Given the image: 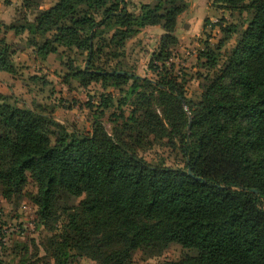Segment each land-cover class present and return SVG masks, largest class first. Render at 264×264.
<instances>
[{"label": "trees", "instance_id": "obj_1", "mask_svg": "<svg viewBox=\"0 0 264 264\" xmlns=\"http://www.w3.org/2000/svg\"><path fill=\"white\" fill-rule=\"evenodd\" d=\"M38 1L22 0L26 7L36 4L35 17L7 29L27 33L41 56L58 47L85 53L84 65L69 76L120 93L115 101L99 96L88 133L68 131L0 94L2 195L20 194L29 175L37 184L33 200L44 226L61 218L58 200L81 198V223L70 220L71 235H53L44 244L53 264H67L73 256L132 264L134 252L160 251L171 243L194 254L162 264H264V0H212L213 10L237 12L242 23L241 29L222 25L224 19L209 23L223 33L221 43L239 36L221 65L217 51L208 45L202 51L213 73L197 103L186 97V80L169 63L186 0H148L134 12L127 0H55L46 10ZM147 26L164 31L147 64L154 78L117 60L124 58L126 42ZM11 54L0 39V72L15 73ZM103 54L107 61L116 59L112 67L97 64ZM111 107L115 125L109 132L100 119ZM143 133L177 149L184 166L139 156Z\"/></svg>", "mask_w": 264, "mask_h": 264}, {"label": "rangeland", "instance_id": "obj_2", "mask_svg": "<svg viewBox=\"0 0 264 264\" xmlns=\"http://www.w3.org/2000/svg\"><path fill=\"white\" fill-rule=\"evenodd\" d=\"M127 1L130 12H134L142 3V0ZM54 3L55 0H40L38 8L46 10ZM35 15L36 4L26 7L23 6L22 0H0V39L10 45L11 60L16 69L11 75L1 73L5 77L0 81V94L5 95L11 103L47 114L68 131L88 133L91 130L92 119L99 109V96L109 94L115 101L120 93L112 87L104 88L100 82L83 85L79 80L69 76L70 69L84 65L85 53L80 54L75 48L58 47L56 53L41 56L29 44L27 33L15 35L12 30L7 29L8 25L18 23L19 19L26 17L32 20ZM206 19L208 22L203 21L201 31L191 37L182 36L180 33H183V30L180 27L177 32L178 44L171 50L172 55L169 60V63L175 66L174 74L186 80V97L193 103L199 102L202 84L205 78L213 73L212 69L204 66L205 58L201 56L206 45L215 53L217 51L221 58L219 62L221 65L239 36L237 32L230 40L221 43L223 33L217 27L212 29L209 23L224 19L222 25L236 23L239 29L242 23L237 12L230 13L226 10H212ZM103 36L108 39L109 34ZM40 40L38 38V41ZM148 46L147 42L144 43L139 39L129 41L124 48V58L117 59L121 67L136 74H147V77L154 78L155 76L146 72L144 68L146 50L151 48ZM111 51L109 47L103 52L108 54ZM115 62L116 59L107 61V56L103 54L97 64L112 67ZM91 103L93 106L89 107L88 104L91 105ZM114 111H116L115 107L105 110L100 119L109 132L115 125L112 116ZM128 111L129 108H126V115ZM139 141L137 153L146 161L154 164L163 162L171 167L184 166V159L179 151L167 147L163 141L147 133L141 134ZM36 192L37 184L29 175L20 194L6 199L0 191V264H53V259L44 249L46 241L53 235L58 239L71 235L72 231L68 228L70 220H75L77 224L81 223L76 209L81 200L78 198L72 201L58 200L57 210L61 218L58 222H51L47 226L42 225L38 221L37 207L33 200ZM193 254V251L177 243H171L160 251L146 249L134 252L132 264H162L178 261L185 255ZM67 264L99 263L73 256Z\"/></svg>", "mask_w": 264, "mask_h": 264}, {"label": "crops", "instance_id": "obj_3", "mask_svg": "<svg viewBox=\"0 0 264 264\" xmlns=\"http://www.w3.org/2000/svg\"><path fill=\"white\" fill-rule=\"evenodd\" d=\"M187 1V9L178 17L177 22H176V30L175 34L176 37L178 38L177 32H179V29L183 30V33H180L182 36L186 37H191L194 35H197L201 29H202V23L206 17L210 15V12H212V7H211V2L212 0H186ZM146 0H142V3H146ZM212 9V10H211ZM214 11V10H213ZM164 34L163 29L160 26H147L143 28L134 38L128 40L126 44L130 41H133L135 39L142 40V42H147L151 48H148L146 50V59H145V64L144 68L146 72H148L147 69V64L149 62L151 53L153 52L154 48L156 47L159 39L161 36ZM148 46V47H149ZM145 51V49H144ZM0 72V81L2 80L1 78H4L5 75H2ZM6 74V73H4ZM139 76H148L147 74L145 75H140Z\"/></svg>", "mask_w": 264, "mask_h": 264}, {"label": "water", "instance_id": "obj_4", "mask_svg": "<svg viewBox=\"0 0 264 264\" xmlns=\"http://www.w3.org/2000/svg\"><path fill=\"white\" fill-rule=\"evenodd\" d=\"M189 128H190V120H189V122H188L187 130H189ZM187 172H188V174H189V175H191V172H190V170H189V169H188V171H187Z\"/></svg>", "mask_w": 264, "mask_h": 264}, {"label": "built area", "instance_id": "obj_5", "mask_svg": "<svg viewBox=\"0 0 264 264\" xmlns=\"http://www.w3.org/2000/svg\"><path fill=\"white\" fill-rule=\"evenodd\" d=\"M3 242H5V239H3Z\"/></svg>", "mask_w": 264, "mask_h": 264}]
</instances>
